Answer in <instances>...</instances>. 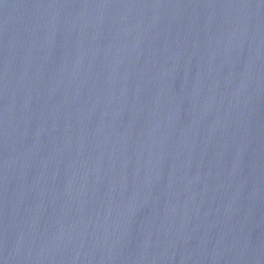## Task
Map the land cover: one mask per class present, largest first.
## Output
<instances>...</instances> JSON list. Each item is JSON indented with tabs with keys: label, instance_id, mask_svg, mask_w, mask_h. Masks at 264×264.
<instances>
[{
	"label": "water",
	"instance_id": "obj_1",
	"mask_svg": "<svg viewBox=\"0 0 264 264\" xmlns=\"http://www.w3.org/2000/svg\"><path fill=\"white\" fill-rule=\"evenodd\" d=\"M0 264H264V0H0Z\"/></svg>",
	"mask_w": 264,
	"mask_h": 264
}]
</instances>
